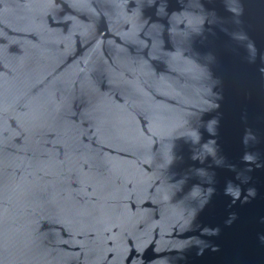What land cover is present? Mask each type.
Segmentation results:
<instances>
[{"label": "water", "instance_id": "95a60500", "mask_svg": "<svg viewBox=\"0 0 264 264\" xmlns=\"http://www.w3.org/2000/svg\"><path fill=\"white\" fill-rule=\"evenodd\" d=\"M0 264H264V0H0Z\"/></svg>", "mask_w": 264, "mask_h": 264}]
</instances>
